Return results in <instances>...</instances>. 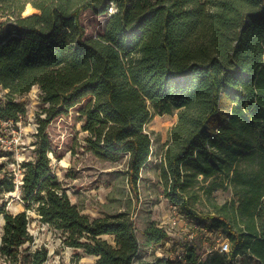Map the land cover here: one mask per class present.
Here are the masks:
<instances>
[{
  "label": "trees",
  "instance_id": "trees-1",
  "mask_svg": "<svg viewBox=\"0 0 264 264\" xmlns=\"http://www.w3.org/2000/svg\"><path fill=\"white\" fill-rule=\"evenodd\" d=\"M110 3L116 12L104 33L88 37L81 15L105 14ZM28 6L36 11L26 15ZM35 86L46 118L39 119L35 157L19 164L22 184L2 161L12 152L0 141V196L19 188L26 207L16 215L0 207L1 264L48 261V249L35 247L29 210L96 264H209L195 245L180 261L141 262L129 214L92 219L72 202L53 170L46 126L79 104L86 148L105 160L129 155L132 185L152 155L146 125L156 114L178 112L159 167L165 195L199 230L229 240L230 252H215L212 264L244 255L264 264V0H0L4 139L2 122L20 121L27 110L17 98ZM219 189H231L232 198L216 202ZM202 196L207 213L195 208ZM143 235L148 245L169 240L155 223Z\"/></svg>",
  "mask_w": 264,
  "mask_h": 264
},
{
  "label": "rangeland",
  "instance_id": "rangeland-1",
  "mask_svg": "<svg viewBox=\"0 0 264 264\" xmlns=\"http://www.w3.org/2000/svg\"><path fill=\"white\" fill-rule=\"evenodd\" d=\"M36 10L28 6L26 14ZM116 12V6L110 3L108 12L96 14L87 10L81 15V22L88 37H98L104 33L105 26L111 14ZM6 92L0 89V97ZM27 112L15 125L5 124L7 139L3 138V145L12 152L6 158L8 169L16 175L22 176L19 163L32 160L35 157L33 146L35 134L40 125L39 119H45L41 92L35 86L29 93L17 98ZM84 104H79L67 114L56 117L46 126V133L51 141V158L53 170L57 174L63 188L72 202L83 214L93 218L116 215L126 212L137 226V235L141 242V262L153 261L156 257H170L178 261L179 255L191 245L196 246L201 261L212 264L215 252H219V244L229 241L217 230H199L187 225L180 214L175 213V205L165 195L164 186L160 180L159 167L170 140V130L178 121V112L172 114H156L146 125V130L153 136L152 155L149 163L142 170L136 185H132L128 178L129 155L122 153L115 160H105L95 156L86 148L87 133L82 130L83 118L80 113ZM232 198L231 189H219L213 194V199L219 204ZM6 205V210L16 215L26 210L21 199L19 188L15 195L10 193L0 196V207ZM210 204L202 196L195 205L201 213L210 211ZM29 230L35 237V247L44 246L49 251L46 264H96L97 260L62 243L61 233L53 227L40 221V216L29 210ZM174 220L177 224H174ZM4 216L0 214V238L3 234ZM151 223L157 224L168 231L169 240L161 244L146 243L143 230ZM113 243V237H103ZM80 259L74 262L75 255ZM184 255V254H183ZM229 258V257H228ZM2 260L0 259V264ZM235 264H261L255 258L244 255L237 256Z\"/></svg>",
  "mask_w": 264,
  "mask_h": 264
},
{
  "label": "built area",
  "instance_id": "built-area-1",
  "mask_svg": "<svg viewBox=\"0 0 264 264\" xmlns=\"http://www.w3.org/2000/svg\"><path fill=\"white\" fill-rule=\"evenodd\" d=\"M1 89V88H0ZM2 90V89H1ZM10 123H12V124H14L15 125V123L14 122H12V121H8V122H2V124L3 125H5V124H10ZM18 123V122H17ZM8 128V127H7ZM6 128V129H7ZM0 141L2 142V144H3V137H1L0 136ZM6 148V147H5ZM20 164V163H19ZM16 174V173H15ZM200 179H202V177H200ZM16 182H17V184H22V176H18V175H16ZM174 210H175V213H177V211H178V213L180 214V212H179V210L176 208V207H174ZM180 219H183V221H185L186 223H189L190 225H192L194 228H198L194 223H193V221H191V220H188L185 216H183L182 214H180ZM174 224H177V222L174 220V222H173ZM0 243H1V238H0ZM230 243H229V241H223V242H221L220 244H219V252L220 253H229L230 252ZM177 255H179V258H178V261H180L181 259H182V257H183V254L182 255H180V253H178ZM176 258V257H175ZM174 258V259H175ZM176 260V259H175Z\"/></svg>",
  "mask_w": 264,
  "mask_h": 264
},
{
  "label": "crops",
  "instance_id": "crops-1",
  "mask_svg": "<svg viewBox=\"0 0 264 264\" xmlns=\"http://www.w3.org/2000/svg\"><path fill=\"white\" fill-rule=\"evenodd\" d=\"M183 223H184V221H183ZM187 225L189 226V223H187ZM190 226H192V225H190ZM90 257H93V258H95V260H97V257H95V256H90Z\"/></svg>",
  "mask_w": 264,
  "mask_h": 264
},
{
  "label": "bare ground",
  "instance_id": "bare-ground-1",
  "mask_svg": "<svg viewBox=\"0 0 264 264\" xmlns=\"http://www.w3.org/2000/svg\"><path fill=\"white\" fill-rule=\"evenodd\" d=\"M27 15V14H26ZM11 195H15V192L10 193Z\"/></svg>",
  "mask_w": 264,
  "mask_h": 264
}]
</instances>
